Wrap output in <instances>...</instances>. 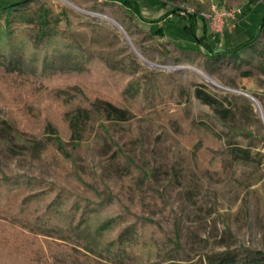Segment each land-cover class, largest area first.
Segmentation results:
<instances>
[{"label": "rangeland", "instance_id": "rangeland-1", "mask_svg": "<svg viewBox=\"0 0 264 264\" xmlns=\"http://www.w3.org/2000/svg\"><path fill=\"white\" fill-rule=\"evenodd\" d=\"M167 1L140 0L145 20L123 0H31L14 14L12 31L30 37L31 44L45 42L51 32L62 35L96 60V69L106 64L121 72V91L132 86L140 99L127 93V100L118 90L112 93L76 79L60 82L90 109L87 122L77 121L78 134L72 139L59 103L47 108L42 98L30 99L42 107L39 111L28 100L12 104L0 88V180L27 177L37 192L53 188L84 197L85 203L114 196L131 215L124 226L136 224L147 232L149 224L154 225L151 239L158 245V257L153 261L158 263L203 264L211 254L264 251V117L249 95L257 98L264 114V56L252 49L239 60L214 59L205 49L180 48L178 44H187L182 19L168 27L178 37L156 34L163 22L155 21L169 11ZM170 1L200 9L202 16L214 7L244 11L250 3ZM41 7L47 10V24L39 16ZM254 10L229 21L222 34L211 33V41L231 46L256 35L264 0ZM0 22L5 25L6 18ZM198 88L231 108L229 122L197 95ZM177 89L180 97L165 102ZM112 97L122 110L106 109L104 100ZM31 110L40 117L24 115ZM166 111L175 117L167 119ZM23 116L36 124L29 126V119L20 120ZM38 119L47 127H59V134H48L54 137L50 146L45 134L36 138L25 132L38 130ZM233 146L250 149L255 159L232 160ZM203 152L210 159L216 156L218 165L207 164Z\"/></svg>", "mask_w": 264, "mask_h": 264}, {"label": "trees", "instance_id": "trees-1", "mask_svg": "<svg viewBox=\"0 0 264 264\" xmlns=\"http://www.w3.org/2000/svg\"><path fill=\"white\" fill-rule=\"evenodd\" d=\"M29 1L0 3V20L6 18L5 25L0 22V88L4 94L10 95L12 104L15 100L20 103L28 100L30 106L37 108L36 101H30L36 98H42L47 108L59 103L61 113L65 115V127L73 139L78 134L77 121L87 122L90 109L80 95L63 85L64 82L76 79L107 88L112 93L118 90L127 100H130L127 93L133 94L137 101L140 99L139 91L134 92L132 86L127 85L126 91H121L125 88V77L121 72L111 70L106 64L102 65L103 69H96L95 64L99 66L96 60L89 58L80 46L70 44L62 35L51 32L45 42L31 44L30 37L12 31L10 25L14 14ZM123 1L127 8L145 20L140 0ZM261 1L249 0L250 7L248 5L243 12L246 15L254 12V6ZM164 6L169 11L155 21L163 22L156 34L178 37L168 27L175 19H182L187 44H178L180 48L198 52L205 49L214 59L232 57L239 60L252 49L256 50V55L264 56V12L256 35L239 44L220 46L211 41L209 23L200 9L174 6L170 0ZM39 16L47 24V10L41 7ZM42 30L39 32L42 33ZM114 82L116 85L113 87ZM96 91L100 93L101 90ZM180 93L177 89L165 98V102L178 99ZM197 95L214 107L223 121L229 122L232 110L225 106L224 101L201 88L197 89ZM112 99L104 100L106 109L110 113L122 110L117 100ZM160 102L164 103V97ZM38 110L42 111V107L38 106ZM166 112L167 119L175 117V114ZM29 114L34 119L40 117L32 110L24 115ZM27 117H20V120L27 121ZM29 120V126L36 124L31 118ZM38 121L41 123L38 130L30 132L26 129L25 132L36 138L45 134V144L50 146L54 137L48 134H59V127H47L44 120ZM230 154L234 161L255 159L250 149L241 146L231 147ZM203 155L207 164L218 165L216 156L210 159L208 154L203 152ZM26 179L14 177L0 180V264H163L153 261L158 257V245L151 239L154 225L149 224L147 232L136 224L124 226L131 215L114 196L85 203L84 197H73L53 188L37 192L32 181ZM89 190L96 195L93 189ZM165 264L184 263L169 261ZM203 264H264V251L244 248L211 254L207 255Z\"/></svg>", "mask_w": 264, "mask_h": 264}, {"label": "built area", "instance_id": "built-area-1", "mask_svg": "<svg viewBox=\"0 0 264 264\" xmlns=\"http://www.w3.org/2000/svg\"><path fill=\"white\" fill-rule=\"evenodd\" d=\"M243 14L242 8H217L214 7L210 14H203L207 19L211 32L214 35L222 34L229 21L237 20Z\"/></svg>", "mask_w": 264, "mask_h": 264}, {"label": "bare ground", "instance_id": "bare-ground-1", "mask_svg": "<svg viewBox=\"0 0 264 264\" xmlns=\"http://www.w3.org/2000/svg\"><path fill=\"white\" fill-rule=\"evenodd\" d=\"M88 13H90V12H88ZM90 14H93V15H97V16H100V17H103V18H107L105 15H103V14H100V13H90ZM108 19L113 23V24H115V25H117V26H120L115 20H113V19H111V18H109L108 17ZM208 81H211L210 79H207ZM252 98V97H251ZM254 100V99H253Z\"/></svg>", "mask_w": 264, "mask_h": 264}, {"label": "water", "instance_id": "water-1", "mask_svg": "<svg viewBox=\"0 0 264 264\" xmlns=\"http://www.w3.org/2000/svg\"><path fill=\"white\" fill-rule=\"evenodd\" d=\"M248 94H249V93H248ZM249 95L254 99L255 104L258 105V106H257L258 110L260 111L261 115L264 117L263 109H262V106H261L260 102H259V101L257 100V98L254 97L253 95H251V94H249Z\"/></svg>", "mask_w": 264, "mask_h": 264}, {"label": "crops", "instance_id": "crops-1", "mask_svg": "<svg viewBox=\"0 0 264 264\" xmlns=\"http://www.w3.org/2000/svg\"><path fill=\"white\" fill-rule=\"evenodd\" d=\"M220 46H223L221 43H219Z\"/></svg>", "mask_w": 264, "mask_h": 264}]
</instances>
